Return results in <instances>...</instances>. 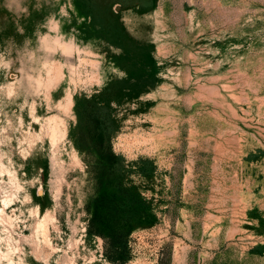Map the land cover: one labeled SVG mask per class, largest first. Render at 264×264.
Listing matches in <instances>:
<instances>
[{
	"label": "rangeland",
	"instance_id": "1",
	"mask_svg": "<svg viewBox=\"0 0 264 264\" xmlns=\"http://www.w3.org/2000/svg\"><path fill=\"white\" fill-rule=\"evenodd\" d=\"M0 264H264V0H0Z\"/></svg>",
	"mask_w": 264,
	"mask_h": 264
},
{
	"label": "bare ground",
	"instance_id": "2",
	"mask_svg": "<svg viewBox=\"0 0 264 264\" xmlns=\"http://www.w3.org/2000/svg\"><path fill=\"white\" fill-rule=\"evenodd\" d=\"M42 228H43V234L45 235V234H46V233H45V232H46V231H45L46 228H45L44 226H42Z\"/></svg>",
	"mask_w": 264,
	"mask_h": 264
}]
</instances>
